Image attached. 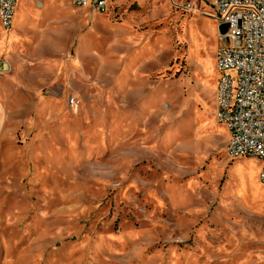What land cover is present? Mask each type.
Returning <instances> with one entry per match:
<instances>
[{
    "label": "rangeland",
    "instance_id": "1",
    "mask_svg": "<svg viewBox=\"0 0 264 264\" xmlns=\"http://www.w3.org/2000/svg\"><path fill=\"white\" fill-rule=\"evenodd\" d=\"M104 1L35 0L0 60V264H264V198L234 171L264 189L262 163L216 115L213 0Z\"/></svg>",
    "mask_w": 264,
    "mask_h": 264
},
{
    "label": "built area",
    "instance_id": "2",
    "mask_svg": "<svg viewBox=\"0 0 264 264\" xmlns=\"http://www.w3.org/2000/svg\"><path fill=\"white\" fill-rule=\"evenodd\" d=\"M74 1L88 5V0ZM17 2L0 0L5 30L13 28ZM92 4L99 10L106 6L104 0ZM212 8L219 25H228L227 34L220 36L216 62L220 73L216 115L230 132L227 153L232 158L260 159L264 184V0H213Z\"/></svg>",
    "mask_w": 264,
    "mask_h": 264
},
{
    "label": "bare ground",
    "instance_id": "3",
    "mask_svg": "<svg viewBox=\"0 0 264 264\" xmlns=\"http://www.w3.org/2000/svg\"><path fill=\"white\" fill-rule=\"evenodd\" d=\"M50 2V1H49ZM17 10L15 11L16 13V21H14V25L13 28L8 32L7 34V41L11 44L14 43L15 41H18L21 39V35H20V28L25 27L27 24L29 23H37L39 21L40 15L42 13L43 3H36L35 0H19V2H17ZM19 8V9H18ZM47 9V8H46ZM47 12V11H46ZM60 12V11H59ZM88 14V13H86ZM86 16V15H85ZM89 16V15H87ZM86 16V17H87ZM43 17V15H42ZM85 17V18H86ZM44 18V17H43ZM93 19V18H92ZM107 19V18H104ZM44 20V19H43ZM53 21V20H52ZM56 21V19H55ZM42 22V21H41ZM51 22V21H50ZM88 22V19H87ZM107 22V20H106ZM40 23V22H39ZM89 23V22H88ZM123 23V22H122ZM124 24V23H123ZM88 25V24H87ZM35 27V25H34ZM94 28V27H93ZM44 31V30H43ZM41 31V32H43ZM43 36V35H42ZM83 36V35H82ZM81 37V36H80ZM81 40V39H80ZM10 46V48H11ZM162 46V45H161ZM80 52V51H79ZM48 62V61H47ZM46 62V63H47ZM73 64V63H72ZM79 74V73H78ZM134 78V77H133ZM193 99V98H192ZM198 113V112H197ZM202 115V114H200ZM210 118V117H209ZM75 119V118H74ZM79 120V119H78ZM209 120V119H208ZM197 121L200 127H204L206 126L207 122L206 120H203V118H199L197 116ZM211 121V118L210 120ZM77 123V122H76ZM214 123V122H212ZM208 125V124H207ZM214 125L212 126H206L209 129L213 128ZM208 131V130H207ZM96 132V131H95ZM211 132V131H210ZM207 133V132H206ZM89 141V140H88ZM74 143V142H73ZM59 150V149H58ZM69 153H67L68 155ZM67 159V158H66ZM239 160V159H238ZM236 161V160H235ZM250 161V160H249ZM244 163V162H243ZM245 164V163H244ZM253 166V165H252ZM251 166V168H252ZM249 167V165H248ZM248 167H244L243 169H239L238 167L234 168L235 172H238L240 177H241V182L243 184V186H246L248 183L251 184L252 189L254 191V196L257 198H264V189L263 186L260 184L259 180H258V172L255 173L250 172V170L248 169ZM250 168V167H249ZM254 168V167H253ZM254 169H252L253 171ZM232 181V180H231ZM261 201V200H258ZM256 202V201H255ZM254 202V203H255ZM263 203V202H262ZM256 204V203H255ZM112 245V243H111Z\"/></svg>",
    "mask_w": 264,
    "mask_h": 264
},
{
    "label": "crops",
    "instance_id": "4",
    "mask_svg": "<svg viewBox=\"0 0 264 264\" xmlns=\"http://www.w3.org/2000/svg\"><path fill=\"white\" fill-rule=\"evenodd\" d=\"M16 10H17V7H16ZM16 14V13H15ZM15 23V22H14ZM2 26H1V24H0V60L5 56V55H7V53L9 52V48H10V46H11V44L7 41V37H6V35L2 32ZM4 30V29H3ZM221 45V44H220ZM220 45H219V47H220ZM143 58V57H142ZM121 61H123V62H128L129 63V61L131 62V55H128V53L126 54V56H124V55H121ZM142 62V61H141ZM132 65H134V64H132ZM139 65V63L137 64V66ZM135 66V65H134ZM131 67V66H130ZM139 74H140V72H138ZM139 75H137V77H138ZM133 78L134 76L132 75V71L131 72H129V71H127V73L125 74V75H120V76H116V79L117 80H121L122 78H124V79H129V78Z\"/></svg>",
    "mask_w": 264,
    "mask_h": 264
},
{
    "label": "water",
    "instance_id": "5",
    "mask_svg": "<svg viewBox=\"0 0 264 264\" xmlns=\"http://www.w3.org/2000/svg\"><path fill=\"white\" fill-rule=\"evenodd\" d=\"M218 31L221 36H225L228 32V25L227 24H221L218 26Z\"/></svg>",
    "mask_w": 264,
    "mask_h": 264
}]
</instances>
